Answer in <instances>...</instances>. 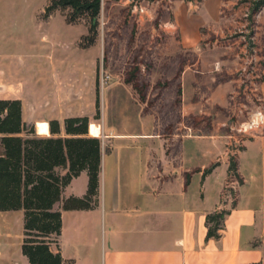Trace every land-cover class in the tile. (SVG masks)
Masks as SVG:
<instances>
[{
    "label": "crops",
    "instance_id": "crops-1",
    "mask_svg": "<svg viewBox=\"0 0 264 264\" xmlns=\"http://www.w3.org/2000/svg\"><path fill=\"white\" fill-rule=\"evenodd\" d=\"M42 39L49 47L44 61L55 65V52H64L55 40ZM52 47L57 50L51 52ZM24 51L22 56L17 50H0V100H19L22 122L36 133L39 123L46 124L48 133L38 136L50 137L49 122L57 121L59 134L52 136L65 137L66 118L87 117V135L95 137L89 134L90 124H96L94 78L88 82L86 95L74 77L67 84L56 83L52 90L40 85L27 92V84L21 86L4 71L17 63L27 68V45ZM58 57L64 67L63 56ZM113 84L130 91L133 112L109 122L99 96L98 205L91 210L64 211L56 203L53 209L60 211L61 231L51 251H59L62 264H264V137L244 141L237 151L242 182L235 206L228 209L220 238L207 240L206 216L219 209L227 178L229 138L218 127L201 129L196 135H163L154 126V117L143 113L144 104L131 85ZM112 114L116 117V112ZM175 141L177 154L172 155ZM87 180L85 172L74 178L63 189L61 200L84 196ZM14 224L23 228L21 210L0 212V240L12 239ZM0 264L28 262L21 249L12 255L11 247L0 246Z\"/></svg>",
    "mask_w": 264,
    "mask_h": 264
},
{
    "label": "rangeland",
    "instance_id": "rangeland-1",
    "mask_svg": "<svg viewBox=\"0 0 264 264\" xmlns=\"http://www.w3.org/2000/svg\"><path fill=\"white\" fill-rule=\"evenodd\" d=\"M256 1L100 0L92 27L91 15L53 7L54 0H0V50L24 56L27 45V68L17 63L4 71L21 86L27 84V92L40 85L52 90L74 77L86 95L94 78L110 122L133 112L130 91L113 83L136 67L137 78L147 85L144 100L131 88L154 124L173 127L177 136L218 127L230 140L229 161L244 141L264 137V123L254 136L237 132L258 114L264 117V7L254 14ZM43 36L64 52L52 47L55 65L44 61L49 47ZM21 229L14 224L12 239L0 240L12 255L20 254Z\"/></svg>",
    "mask_w": 264,
    "mask_h": 264
},
{
    "label": "trees",
    "instance_id": "trees-1",
    "mask_svg": "<svg viewBox=\"0 0 264 264\" xmlns=\"http://www.w3.org/2000/svg\"><path fill=\"white\" fill-rule=\"evenodd\" d=\"M52 6L70 8L74 13L89 14L94 27L100 0H54ZM262 7L264 0H257L254 3V14ZM49 9L50 6L45 12ZM136 72L135 67L124 82L131 85L143 101L147 85L139 81ZM179 90H176V94H179ZM95 108L94 119L97 120L98 93ZM143 113L147 114L145 110ZM88 122L87 117L66 118L63 121L65 137H53L52 135L59 134V123L50 121L51 136L37 137L22 122L20 101L0 100V212H23L21 253L28 264H62L59 251L53 252L50 249L61 231L60 211L53 209L56 203L60 202L64 211L91 210L98 205L101 142L98 138L87 135ZM154 126L163 135H177L173 127L158 128L156 122ZM176 143L177 141L172 146V155L177 154ZM216 165L217 163L206 169L204 175L210 173ZM57 170L66 172L61 175ZM82 172L86 173L88 179L85 195L61 200L63 189ZM229 173H233L240 185L242 179L237 173L235 158L229 160L227 174ZM236 198L232 207L235 206ZM227 214L228 210H223L206 216L207 240L220 238Z\"/></svg>",
    "mask_w": 264,
    "mask_h": 264
},
{
    "label": "built area",
    "instance_id": "built-area-1",
    "mask_svg": "<svg viewBox=\"0 0 264 264\" xmlns=\"http://www.w3.org/2000/svg\"><path fill=\"white\" fill-rule=\"evenodd\" d=\"M257 117L258 118L251 120L250 123L245 124V127L238 129L237 132L254 136V130L264 123V117L262 114H258ZM238 186V182L233 173L227 174V178L221 191L219 209L217 211L228 210L229 207H231L237 197Z\"/></svg>",
    "mask_w": 264,
    "mask_h": 264
},
{
    "label": "bare ground",
    "instance_id": "bare-ground-1",
    "mask_svg": "<svg viewBox=\"0 0 264 264\" xmlns=\"http://www.w3.org/2000/svg\"><path fill=\"white\" fill-rule=\"evenodd\" d=\"M36 128H37V134H39V135L47 134L48 133L47 132V125L44 124V123H39ZM89 131H90V134L92 136H95V137L100 134L99 127L96 126V125H93V124H90Z\"/></svg>",
    "mask_w": 264,
    "mask_h": 264
}]
</instances>
